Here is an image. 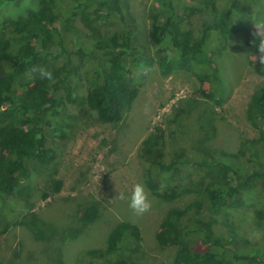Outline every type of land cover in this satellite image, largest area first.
<instances>
[{"label":"rangeland","instance_id":"1","mask_svg":"<svg viewBox=\"0 0 264 264\" xmlns=\"http://www.w3.org/2000/svg\"><path fill=\"white\" fill-rule=\"evenodd\" d=\"M80 1L87 0H57V6L68 13V7ZM227 2L217 0L219 9ZM122 3L134 30L132 44L151 64L148 68L133 67L140 77L138 95L120 122L99 119L86 103H67L54 124L63 129V134L58 136L54 129H46L47 145L54 149V159L43 164L32 161L30 178L6 204L8 225L5 231L4 226L0 228V264H80L81 260L109 264L107 240L123 221L136 224L141 231L142 239L132 245L131 251L136 262L172 264L183 242L160 244L159 228L170 211L194 202L200 189L214 180L218 171L206 166H182L173 172L154 168L152 154L146 150L153 140L145 142L152 135L163 133L153 153L161 151L165 161L174 156L199 161L222 159L245 172H264V140L248 117L251 99L264 84V75L256 68V50L247 48L246 34L225 36L222 47L221 32L212 33L199 60L202 65L199 71H208L203 80L187 69L166 76L159 69L149 40L153 16L159 13L161 18L175 17L181 21L183 30H192L196 39L205 24L211 22V13L191 11L199 4L197 0ZM242 3L244 10L235 19H248L254 29L253 19L264 21V0H242ZM37 4L38 0H18L0 5V33L6 30L9 20ZM122 26L115 18L99 30L80 16L75 17L71 45L88 49L99 36L120 32ZM92 63L93 56L85 61L79 54L72 57V64L78 67L74 80L79 83L81 95L88 92L86 76ZM62 93L63 89L59 94ZM243 147H257L261 159H251L248 151H242ZM137 182L144 185L152 201L151 211L143 216H137L129 207ZM120 193L123 199L118 198ZM91 205L98 209L94 221L82 215ZM197 218L215 219L216 236L231 238L242 253L257 249L264 257V179L258 180L256 188L247 194L244 206L219 213H210L205 208L197 213L193 206L183 222L193 225ZM36 219L43 230L40 238L35 235L36 229L26 225V221ZM190 238L195 246L201 243L200 238L186 237Z\"/></svg>","mask_w":264,"mask_h":264},{"label":"trees","instance_id":"2","mask_svg":"<svg viewBox=\"0 0 264 264\" xmlns=\"http://www.w3.org/2000/svg\"><path fill=\"white\" fill-rule=\"evenodd\" d=\"M17 1L0 0V5ZM172 1L169 0V3ZM197 1L199 4L190 8L191 11H209L212 20L205 24L196 39L192 30H183L181 21L175 17L161 18L159 13L153 16L149 40L163 75L187 69L203 80L208 71H199L202 66L199 60L214 31H220L223 35L222 47L226 43L225 36L243 32L248 50H256L252 45L254 29L249 20L235 19L244 10L242 0H228L222 10L217 0ZM122 2L80 1L68 7V13H65L57 6V0H38L37 6L29 7L9 20L6 30L0 33V228L4 226V231L9 213L6 204L14 198L17 188L30 178L31 162L49 163L55 157L54 149L47 145L46 129H54L58 136L63 134V129L54 124L67 103H86L88 110L99 119L120 122L137 97L140 77L133 67L148 68L151 64L148 58L144 59L136 52L137 47L132 44L134 30L127 21ZM78 16L99 30L116 18L122 23V30L112 35L102 34L88 49L80 45L72 46L73 20ZM75 54H79L83 61L93 56V66L87 71L89 87L85 95L78 93L79 83L74 80L78 73V67L72 64ZM39 65L53 72L54 83L31 72L33 66ZM256 68L264 75V66L256 62ZM62 89L63 95L59 94ZM190 112L188 108L186 113ZM248 117L260 130L264 140V84L254 92ZM161 136L163 133L152 135L145 141L153 140L146 150L152 154L150 160L154 168L173 172L182 166H206L218 171L215 179L200 189L199 197L194 202L186 208L170 211L159 228L157 239L160 244L183 242L172 264H264V257L257 249L242 253L233 245L231 238L216 236L213 228L215 219L204 221L197 218L195 226L183 222L184 215L193 206L197 208V213L204 208L210 213H219L244 206L247 194L256 188L258 180L264 179V172H245L222 159L199 161L174 156L165 161L161 151L153 153ZM248 147H243L242 151H248L251 159L260 160L258 148ZM82 215L94 221L98 217V209L91 205ZM38 220L26 221V225L36 229L35 235L40 238L43 230ZM197 233L201 236H196ZM188 236L200 238L201 243L195 246L191 238L186 239ZM141 239V231L136 224L129 221L119 223L107 240L109 264H141L131 255L132 245ZM84 262L81 260L80 264H90Z\"/></svg>","mask_w":264,"mask_h":264},{"label":"clouds","instance_id":"3","mask_svg":"<svg viewBox=\"0 0 264 264\" xmlns=\"http://www.w3.org/2000/svg\"><path fill=\"white\" fill-rule=\"evenodd\" d=\"M254 30L252 35L254 40L252 45L256 48V62L257 64L264 66V21L254 20ZM31 72L38 73L40 78L55 82L53 72L43 65L33 66ZM119 199H123L122 193L118 196ZM129 207L137 216H143L145 213L151 211L152 201L149 199L148 193L142 183L137 182L133 186V190L130 196Z\"/></svg>","mask_w":264,"mask_h":264}]
</instances>
